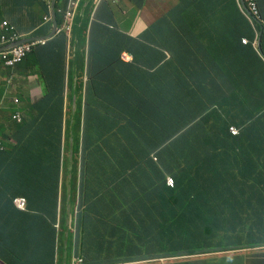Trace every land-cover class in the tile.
I'll use <instances>...</instances> for the list:
<instances>
[{
  "label": "trees",
  "instance_id": "obj_1",
  "mask_svg": "<svg viewBox=\"0 0 264 264\" xmlns=\"http://www.w3.org/2000/svg\"><path fill=\"white\" fill-rule=\"evenodd\" d=\"M257 2L264 21V0ZM155 5V28L160 19L169 29L160 32L156 42L170 58L157 69L145 65L144 70H154L150 73L137 69L146 57L135 51L133 65L118 62L124 67L105 71L98 67L87 87L85 134L74 149V154L80 149L82 158L78 163L73 159L70 183L69 141L62 148L56 139L62 132L63 83L48 87L39 102L42 110L22 126L0 124V131L15 141L0 151V252L11 261H21L25 252H64L67 229L69 249L83 231L80 221L83 224L89 214L107 220L129 216L131 195H147L153 216L140 213L132 230L126 225L115 232L111 243L122 244L129 254L135 252L130 240L138 225L169 233L168 252L213 253L240 250L242 241L236 245L233 235L245 223L264 222L259 212L245 214L234 194L242 184H264V43L260 51L242 44L243 37L251 42L255 33L236 0H179L171 11L163 0ZM217 23H229L238 31H204ZM256 23L263 39L264 26ZM91 37L95 43L126 47L146 41L138 35V41L119 34ZM104 57L92 53L90 71ZM126 85L133 88L132 95L124 90L117 96L103 94ZM145 106H153V111H145ZM207 108L212 110L205 115ZM90 121L102 127L91 128ZM110 121L117 123L114 130L107 125ZM231 127L239 130L237 136ZM77 128L70 121V132ZM166 176L174 179L173 188L166 186ZM68 186L72 197L82 196L71 199L70 217ZM110 192L130 197L122 208H98L104 199L111 202ZM16 198L26 200L24 210L16 207ZM85 231L98 236L88 226Z\"/></svg>",
  "mask_w": 264,
  "mask_h": 264
},
{
  "label": "clouds",
  "instance_id": "obj_2",
  "mask_svg": "<svg viewBox=\"0 0 264 264\" xmlns=\"http://www.w3.org/2000/svg\"><path fill=\"white\" fill-rule=\"evenodd\" d=\"M3 1L0 0V105H4L6 102V107H0V118L3 121L0 124L22 126L31 119L35 112L42 110L43 105L39 102L46 95L48 87L63 83L62 98L65 101H63L64 113L60 126L62 132L61 136L56 139L62 141V148L69 141L67 151L70 161L68 176L70 183L72 170L74 171L73 159L75 158L78 163L82 158L80 149L78 148L75 154L74 149L80 146L83 134H85L83 113L86 105V92L88 84L95 75L92 74L93 67L91 71L88 67L89 57L91 58L92 53L86 50L84 56H81L83 47L78 46V43L80 41L84 43L85 35L90 42L92 35L108 37L118 33L117 31L104 30L97 24L113 20L115 4L119 0H16L11 2L10 7L3 5ZM149 1L146 0L145 6ZM158 1L152 0L151 3ZM163 2L170 11L179 4V0H168V2L163 0ZM236 3L255 33L251 42L243 37L242 44H251L255 51H260L264 37L262 39L263 30L258 29L256 22H260L264 26V21L260 17L258 2L257 0H236ZM4 10H6L5 15L2 14ZM231 14L232 11L229 10V17ZM164 22L167 25L165 20ZM228 25L230 24L217 23L208 26L204 31L228 33L226 29H223ZM93 26L95 29L91 32ZM126 38L130 39L127 36ZM130 40L138 41L137 38ZM122 60L126 61V65H130L132 58L123 54L120 57L121 62ZM104 67V71L110 68L109 66ZM34 107L36 111H34ZM211 110L212 108H207L204 112L205 115ZM7 120L9 122L6 123ZM70 121L72 128L76 127L77 121L80 122L77 132L73 130L70 132ZM48 127L52 128L53 126ZM230 132L233 136L239 134L236 127H231ZM25 133L29 136L27 131ZM14 144V140L0 131V151L4 150L6 145ZM154 160L157 159L154 158ZM81 171L82 169L80 173ZM251 184L257 185L255 183L245 185ZM174 185V179L171 176H166V186L173 188ZM107 196L111 202L104 199L98 208H109L110 206L122 208L123 200L130 197V195H117L112 192ZM131 197L129 216L118 215L117 218L113 217L107 220L89 214V220L85 222V225L95 229L98 236H90L91 238L85 240L76 238L68 249V234L65 235L64 252H58L59 262L57 260L53 264H192L199 261L201 263L207 261L209 264L215 262L232 264L226 261L223 263L224 258L214 256H225L227 252H251L253 249L241 245V249L237 251L168 252L171 248L169 233H154L149 231V228L138 225L132 240H130L135 252L129 254L122 248V244L115 246L111 243L115 232L126 225L131 226L132 230L136 224V216L140 213L153 216L147 195H131ZM18 199L25 201L24 207L20 208L17 205L16 200ZM71 199L75 198L71 196V186H68L66 209L68 217L73 213ZM14 204L18 209L24 210L26 200L16 198ZM182 238L187 241L186 234H183ZM51 256L46 252H25L22 260L15 262L0 252V264H34L32 259L43 260L36 264H49ZM47 257L48 260L45 261L44 258ZM233 258L230 260L237 261L238 264H258L259 261L255 255H236Z\"/></svg>",
  "mask_w": 264,
  "mask_h": 264
},
{
  "label": "crops",
  "instance_id": "obj_3",
  "mask_svg": "<svg viewBox=\"0 0 264 264\" xmlns=\"http://www.w3.org/2000/svg\"><path fill=\"white\" fill-rule=\"evenodd\" d=\"M16 0H4L3 5L10 7L11 2ZM89 1V0H87ZM109 1V0H106ZM150 0L147 5L146 0H119L118 4L116 5V9L114 10V18L111 21L98 23L97 25L100 26L104 30L108 31H117L119 35H122L126 38V36L130 39L136 38L138 35L139 37H143L146 41H138L128 44V46H124L120 43H95L92 40L88 42V37L85 35L84 43L79 42L78 46L83 47L81 50V56H84V51L88 50L91 53L101 52L105 55L104 58L97 63H95L92 67V73L95 74V71L99 70V66H121L118 62L121 63L120 57L123 54H127L129 57L132 58L131 65L135 62L134 51L138 53H142L145 55V59L137 64V69L141 70L142 72H153L154 70H144L145 65H152L154 69L159 67H164L162 64L169 60L170 56L168 53L161 51L158 49L157 45V38L156 36L162 33H169L168 26L163 20H158L159 26L156 29L154 25L153 18L156 15V5L155 3H151ZM168 2V0H166ZM3 15L6 14V10L2 12ZM95 29V26L91 28V32ZM223 29L230 33L231 31L237 30L232 25H228L223 27ZM197 30V29H196ZM195 30V31H196ZM111 34L109 36H112ZM89 36V35H88ZM98 36V35H97ZM108 36V37H109ZM126 48L128 50H126ZM122 63L126 64V61L122 60ZM124 67V66H121ZM133 88L129 85L126 86H119L108 93L103 94H113L118 95L120 90H124L125 94L132 95L131 90ZM145 111L152 112L153 106H145ZM107 125H113V130L117 123L114 121H110ZM90 127L99 129L102 125L97 121H90ZM174 128V126L172 127ZM131 155H134V152L129 153V158ZM143 157H139L142 159ZM262 181V180H261ZM260 181V182H261ZM235 199L241 205H244L246 212L245 214H251L254 212H259L264 215V184H257V185H240L237 186L234 190ZM76 199L79 200L82 196L78 193L75 195ZM82 203L77 204L79 207V211H81ZM89 218L87 217L84 220L83 224L80 221V224L83 225V231L78 235L77 240H85L91 238L90 235L85 231L86 225L85 222L88 221ZM233 241L237 244L242 241L241 245L244 247H251V252H227L225 253V258L223 263L230 262L232 264H238L237 261H231L228 257L240 255V256H251L255 255L256 259L264 264V222L257 226H248L245 223V226L242 230L238 233L233 235ZM256 243V244H255ZM52 256L49 258V264H53L55 262H59L58 259V252L50 253ZM233 255V256H232ZM31 261L36 264L39 261H43L42 259H32ZM214 264H222V262H215Z\"/></svg>",
  "mask_w": 264,
  "mask_h": 264
},
{
  "label": "rangeland",
  "instance_id": "obj_4",
  "mask_svg": "<svg viewBox=\"0 0 264 264\" xmlns=\"http://www.w3.org/2000/svg\"><path fill=\"white\" fill-rule=\"evenodd\" d=\"M1 106H3V108H5L6 107V102L4 103V105L2 104V105H0V107ZM0 123H3V121H2V119L0 118ZM74 198H75V195L73 196ZM214 257H216V258H225V256L224 255H218V256H214ZM229 259H231V257H228Z\"/></svg>",
  "mask_w": 264,
  "mask_h": 264
},
{
  "label": "built area",
  "instance_id": "obj_5",
  "mask_svg": "<svg viewBox=\"0 0 264 264\" xmlns=\"http://www.w3.org/2000/svg\"><path fill=\"white\" fill-rule=\"evenodd\" d=\"M17 205L22 208L24 207L25 201L23 199L16 200Z\"/></svg>",
  "mask_w": 264,
  "mask_h": 264
},
{
  "label": "bare ground",
  "instance_id": "obj_6",
  "mask_svg": "<svg viewBox=\"0 0 264 264\" xmlns=\"http://www.w3.org/2000/svg\"><path fill=\"white\" fill-rule=\"evenodd\" d=\"M118 3H119V2H118ZM118 3H117V4H118ZM262 52H263V51H262ZM78 127H79V125H78ZM76 128H77V126H76ZM77 129H79V128H77ZM156 161H157V160H156ZM182 168H183V167H182ZM182 173H183V172H182ZM101 180H102V179H101ZM102 182H103V181H102ZM162 182H163V181H162ZM165 182H166V180H165ZM154 183H155V182H154ZM156 183H157V182H156ZM156 183H155V184H156ZM101 184H104V182H103V183H101ZM158 184H161V182H160V183H158ZM163 184H164V182H163ZM163 184H162V185H163ZM162 185H161V186H162ZM168 188H169V187H168ZM169 189H170V188H169ZM167 190H168V189H167ZM195 261H196V260H195Z\"/></svg>",
  "mask_w": 264,
  "mask_h": 264
},
{
  "label": "water",
  "instance_id": "obj_7",
  "mask_svg": "<svg viewBox=\"0 0 264 264\" xmlns=\"http://www.w3.org/2000/svg\"><path fill=\"white\" fill-rule=\"evenodd\" d=\"M66 226L68 227V222H66ZM67 234H68V232L66 231V234L65 235L67 236Z\"/></svg>",
  "mask_w": 264,
  "mask_h": 264
}]
</instances>
